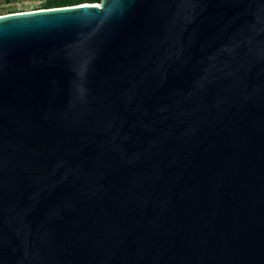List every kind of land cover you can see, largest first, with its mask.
Wrapping results in <instances>:
<instances>
[{"label":"water","instance_id":"obj_1","mask_svg":"<svg viewBox=\"0 0 264 264\" xmlns=\"http://www.w3.org/2000/svg\"><path fill=\"white\" fill-rule=\"evenodd\" d=\"M0 264H264V0L0 15Z\"/></svg>","mask_w":264,"mask_h":264},{"label":"rangeland","instance_id":"obj_2","mask_svg":"<svg viewBox=\"0 0 264 264\" xmlns=\"http://www.w3.org/2000/svg\"><path fill=\"white\" fill-rule=\"evenodd\" d=\"M52 1L53 0H0V15L52 8ZM93 1L98 2L99 0Z\"/></svg>","mask_w":264,"mask_h":264},{"label":"trees","instance_id":"obj_3","mask_svg":"<svg viewBox=\"0 0 264 264\" xmlns=\"http://www.w3.org/2000/svg\"><path fill=\"white\" fill-rule=\"evenodd\" d=\"M83 2H94V1L93 0H53L52 7L74 5V4H79Z\"/></svg>","mask_w":264,"mask_h":264}]
</instances>
